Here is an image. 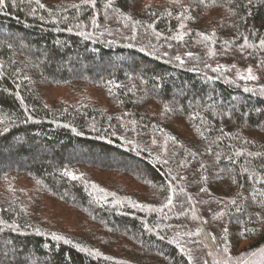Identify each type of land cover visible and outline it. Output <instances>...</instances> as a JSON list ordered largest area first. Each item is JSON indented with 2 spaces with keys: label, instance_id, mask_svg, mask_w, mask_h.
<instances>
[{
  "label": "trees",
  "instance_id": "1",
  "mask_svg": "<svg viewBox=\"0 0 264 264\" xmlns=\"http://www.w3.org/2000/svg\"><path fill=\"white\" fill-rule=\"evenodd\" d=\"M0 243L264 264V0H4Z\"/></svg>",
  "mask_w": 264,
  "mask_h": 264
},
{
  "label": "rangeland",
  "instance_id": "2",
  "mask_svg": "<svg viewBox=\"0 0 264 264\" xmlns=\"http://www.w3.org/2000/svg\"><path fill=\"white\" fill-rule=\"evenodd\" d=\"M22 47H24V46H22ZM88 65H86L85 67H82L83 69L82 70H84L86 67H87ZM88 68V67H87ZM64 92L63 91H61L60 89L58 90H54V92H52V95L54 96V97H58V96H62V94H63ZM33 159H34V163H36V155L35 156H33ZM3 161H5V160H3ZM6 163H9V162H7V161H5ZM9 164H11V163H9ZM25 166H27V167H30V166H32L31 165V163H28V164H26ZM4 244H2V243H0V255L4 258V257H7L6 256V254L4 253V246H3ZM264 252V251H263ZM262 255H264V254H262Z\"/></svg>",
  "mask_w": 264,
  "mask_h": 264
},
{
  "label": "snow or ice",
  "instance_id": "3",
  "mask_svg": "<svg viewBox=\"0 0 264 264\" xmlns=\"http://www.w3.org/2000/svg\"><path fill=\"white\" fill-rule=\"evenodd\" d=\"M3 2H4V0H0V6L3 5ZM202 2H203V0H202ZM250 78H251V77H250Z\"/></svg>",
  "mask_w": 264,
  "mask_h": 264
}]
</instances>
